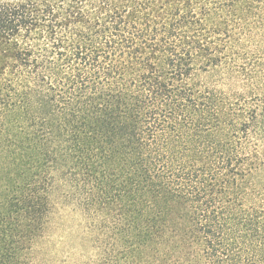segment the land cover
I'll list each match as a JSON object with an SVG mask.
<instances>
[{
  "label": "trees",
  "instance_id": "obj_1",
  "mask_svg": "<svg viewBox=\"0 0 264 264\" xmlns=\"http://www.w3.org/2000/svg\"><path fill=\"white\" fill-rule=\"evenodd\" d=\"M73 217L124 264H264V0H0V264Z\"/></svg>",
  "mask_w": 264,
  "mask_h": 264
},
{
  "label": "rangeland",
  "instance_id": "obj_2",
  "mask_svg": "<svg viewBox=\"0 0 264 264\" xmlns=\"http://www.w3.org/2000/svg\"><path fill=\"white\" fill-rule=\"evenodd\" d=\"M91 224L74 223V217L66 223H60L59 227L50 231L46 239L37 246L36 263L124 264L123 255L116 252L118 248H115L110 257H105L103 253L108 246L117 243V237L104 234L107 229L103 230L100 226L91 234L88 229Z\"/></svg>",
  "mask_w": 264,
  "mask_h": 264
}]
</instances>
